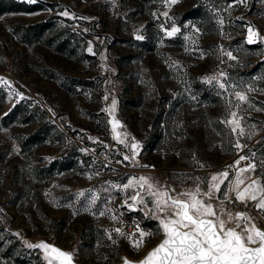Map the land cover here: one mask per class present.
I'll return each mask as SVG.
<instances>
[{
	"label": "rangeland",
	"instance_id": "rangeland-1",
	"mask_svg": "<svg viewBox=\"0 0 264 264\" xmlns=\"http://www.w3.org/2000/svg\"><path fill=\"white\" fill-rule=\"evenodd\" d=\"M31 8L0 13V74L9 82L0 85V264H48V253L27 246L41 242L79 264H122L162 235L146 237L136 251L115 233H126L121 216L129 212L147 231L157 221L140 205L122 206L133 188L111 184L145 176L180 192L194 187L192 177L226 170L253 152L261 174L264 43L248 44L247 28L264 36V0H37ZM173 26L181 31L168 37ZM213 76L227 92L208 83ZM233 84L248 102L236 99ZM231 111L243 116L244 136L225 123ZM113 116L127 143H139L138 164L123 160L132 152L114 139ZM92 194L98 199L85 211ZM236 210L264 228L251 205Z\"/></svg>",
	"mask_w": 264,
	"mask_h": 264
},
{
	"label": "snow or ice",
	"instance_id": "snow-or-ice-1",
	"mask_svg": "<svg viewBox=\"0 0 264 264\" xmlns=\"http://www.w3.org/2000/svg\"><path fill=\"white\" fill-rule=\"evenodd\" d=\"M26 2L34 4L37 0H26ZM164 2L171 6L179 3L180 0H164ZM235 2L244 3V0H235ZM62 15L68 16L69 13L65 11ZM163 15L168 14L165 12ZM219 23L223 24V20L221 19ZM180 31L181 29L176 26L165 30L168 37H173ZM136 39L143 40L144 37L137 35ZM185 39H190V37H185ZM257 42L264 43V36L254 30V26L249 25L247 43ZM88 50L91 52V48ZM223 54L229 59H236L230 51ZM220 76L226 77V73L221 72ZM213 81H217L220 89L228 91L229 85L226 82L217 80L216 76L208 79V83ZM0 82L9 84L3 78H0ZM230 87L233 88V94L238 101L248 102V96L243 91H235L236 85L233 84ZM248 90L253 89L249 86ZM104 99H108L107 95ZM116 104L117 101L113 99L111 108L108 109L110 114L114 112ZM229 105L231 106V101ZM236 107L240 105L237 104ZM230 116L231 119L225 123L231 127V132H238L239 136H244L245 129L240 123L243 116H238L236 111H231ZM119 127L122 125L113 116L112 131L116 133L114 139L132 152L131 156L126 154L123 156L124 161L131 163L139 155L140 145L138 142L127 143L128 134L118 133L117 128ZM132 139L135 140V138ZM234 147L242 151L246 145L241 144L237 139ZM255 156L254 152L242 155L226 170L213 173L205 178L192 177L194 187L180 192H177L174 187L161 186L157 181L145 176L131 177L122 185L111 184L112 189L119 191L133 188L134 194L127 197L122 206L136 211L137 205H140L146 216L157 221L155 232L145 231L139 223H136V231L133 233L126 234L119 227L114 229L115 233L129 240L131 247L136 251L142 249L146 237L163 235V240L139 264H264V228L258 226L257 217L252 216L249 211L236 210L238 205H244L245 209L251 205L258 212L259 218L264 219V160L259 161L261 174L256 175L258 165L255 162ZM243 161L252 162L241 167ZM194 164L200 169L205 167L202 162L195 160V157ZM142 167L149 166L142 165ZM229 170L233 173L231 179ZM222 188L223 192H221ZM97 199L98 197L92 194L84 210L87 211L94 206ZM110 200L111 198L109 202ZM129 200L132 203H128ZM108 211L111 212V209ZM99 215H105V211L100 210ZM111 218L117 219L115 215ZM109 238H112L111 233H109ZM113 243L116 241L113 240ZM27 246L40 248L45 253H50V257L46 256L48 264H73L72 253L48 243L41 242ZM124 264H134V262L125 257Z\"/></svg>",
	"mask_w": 264,
	"mask_h": 264
},
{
	"label": "built area",
	"instance_id": "built-area-1",
	"mask_svg": "<svg viewBox=\"0 0 264 264\" xmlns=\"http://www.w3.org/2000/svg\"><path fill=\"white\" fill-rule=\"evenodd\" d=\"M0 78H3L4 80V76H2L0 74ZM2 84V82H0V85ZM75 87H79L78 84L75 85ZM243 162H249V161H243ZM121 218L123 219V227H124V230L126 231V233L130 234V233H133L136 231L135 229V224L136 223H139L140 227L142 229H144L145 231L149 230V227H147L142 218L139 217L137 214L135 213H126L124 215L121 216ZM138 235V234H137Z\"/></svg>",
	"mask_w": 264,
	"mask_h": 264
},
{
	"label": "trees",
	"instance_id": "trees-1",
	"mask_svg": "<svg viewBox=\"0 0 264 264\" xmlns=\"http://www.w3.org/2000/svg\"><path fill=\"white\" fill-rule=\"evenodd\" d=\"M32 4L27 3L25 1L19 0H0V13L4 11H20V10H29L32 9ZM198 14L195 13H188L185 17L196 16ZM37 132H34L31 137H34ZM64 167V166H63Z\"/></svg>",
	"mask_w": 264,
	"mask_h": 264
},
{
	"label": "water",
	"instance_id": "water-1",
	"mask_svg": "<svg viewBox=\"0 0 264 264\" xmlns=\"http://www.w3.org/2000/svg\"><path fill=\"white\" fill-rule=\"evenodd\" d=\"M163 235L154 243V244H152L150 247H148L145 251H144V253L142 254V255H140L139 257H137V258H130V257H127L129 260H131V261H133L134 262V264H139V262L144 258V257H146L147 256V254L152 250V249H154L156 246H158V244L163 240ZM56 247V246H55ZM58 248V247H57ZM59 249H61V248H59ZM61 250H63V249H61ZM63 251H65V250H63ZM67 252V251H66ZM49 255H51L50 253H48ZM126 257V256H125ZM125 257H123V259H122V264H124V258ZM73 264H79L74 258H73Z\"/></svg>",
	"mask_w": 264,
	"mask_h": 264
},
{
	"label": "bare ground",
	"instance_id": "bare-ground-1",
	"mask_svg": "<svg viewBox=\"0 0 264 264\" xmlns=\"http://www.w3.org/2000/svg\"><path fill=\"white\" fill-rule=\"evenodd\" d=\"M261 227V226H260Z\"/></svg>",
	"mask_w": 264,
	"mask_h": 264
}]
</instances>
